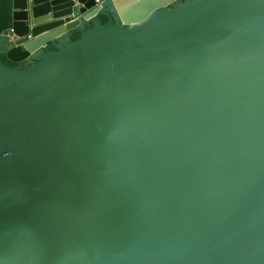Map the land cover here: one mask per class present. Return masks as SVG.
<instances>
[{
  "label": "water",
  "instance_id": "95a60500",
  "mask_svg": "<svg viewBox=\"0 0 264 264\" xmlns=\"http://www.w3.org/2000/svg\"><path fill=\"white\" fill-rule=\"evenodd\" d=\"M0 264H264V0H0Z\"/></svg>",
  "mask_w": 264,
  "mask_h": 264
},
{
  "label": "trees",
  "instance_id": "16d2710c",
  "mask_svg": "<svg viewBox=\"0 0 264 264\" xmlns=\"http://www.w3.org/2000/svg\"><path fill=\"white\" fill-rule=\"evenodd\" d=\"M103 24H106L108 22V19L106 17H102ZM81 36V31L77 30L74 32L72 36V41L78 40ZM3 62L6 63L8 66L16 67L17 65H13L11 63H8L5 59H3Z\"/></svg>",
  "mask_w": 264,
  "mask_h": 264
}]
</instances>
